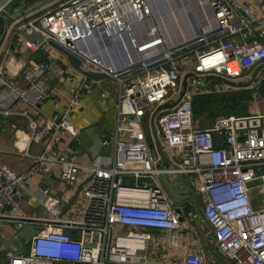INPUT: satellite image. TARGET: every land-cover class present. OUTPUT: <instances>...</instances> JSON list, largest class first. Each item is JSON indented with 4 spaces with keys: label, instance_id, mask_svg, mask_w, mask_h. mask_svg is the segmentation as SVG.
<instances>
[{
    "label": "built area",
    "instance_id": "obj_1",
    "mask_svg": "<svg viewBox=\"0 0 264 264\" xmlns=\"http://www.w3.org/2000/svg\"><path fill=\"white\" fill-rule=\"evenodd\" d=\"M0 16L10 19L0 35V115L25 117L29 141L80 132L67 118L79 106L83 85L69 93L62 114L41 124L18 108L37 111L49 99L57 107L59 79L83 75L63 51L81 69L119 83L112 155L81 165L77 149L49 147L23 172L0 163V217L7 207L17 210V193L30 194L31 175L48 171L41 161L54 162L66 184L77 181L81 168L88 171L80 221L62 218L58 197L45 189L41 203L51 219L25 242V253L10 254L6 264H161L165 257L162 264H222L207 260L194 225L198 213L175 206L161 173L189 176L224 260L264 264V112L222 115L202 128L192 99L209 87L197 90L189 83L174 107L154 117L172 164L151 153L147 138L152 114L180 92L185 73L238 80L264 62V15L238 0H52ZM35 34L41 40L28 41ZM5 221L16 228L34 222ZM71 228L78 230L76 238ZM182 233L192 250L174 261L167 252L180 246ZM150 246L160 248L163 258L154 260Z\"/></svg>",
    "mask_w": 264,
    "mask_h": 264
},
{
    "label": "crops",
    "instance_id": "obj_2",
    "mask_svg": "<svg viewBox=\"0 0 264 264\" xmlns=\"http://www.w3.org/2000/svg\"><path fill=\"white\" fill-rule=\"evenodd\" d=\"M238 1L249 2L252 7V12L257 17L264 15V0ZM10 13H12V11H10ZM59 80L58 81L63 84V92L60 96V101L57 107H54L52 100L49 99L40 108H38L37 111H33L24 104L18 105L19 110L30 112L37 123L41 124L46 117L52 116L56 113L62 114L66 107L69 93L75 88L83 85V89L78 95L79 106L77 108H73L68 115L67 120L69 124L80 131L84 127L100 121V127L103 131L105 130L110 133L114 131L116 123L115 105L119 91V83L117 81L112 79H101L94 81L80 74H76L75 79L61 77ZM263 80L264 71L252 82V84L246 88H251L255 90V92H258ZM101 93H104V95L102 96ZM255 94L256 93H254V95ZM10 125H15L16 129ZM147 138L149 141H153L151 135L148 134ZM158 139L161 142L159 135ZM83 141L87 145V153L81 155L79 154L81 153V149L78 136L72 138L65 132L56 133L52 138L48 137L45 140L39 142L29 141V133L26 127L25 117H3L0 115V163L19 172L25 171L33 162V157L40 155L49 147L63 148L68 146L77 149V160L81 165H87L95 159L107 157V155L102 154V150L97 151L96 149L98 137L95 135V132L85 135ZM112 153L113 148L111 150V155ZM170 153L171 152L168 151V154ZM41 162V164L48 167V171L31 175L27 179L31 192L28 195L20 193L16 194L18 201L17 210L7 207L2 212L0 217V234L2 236L10 237L12 231L10 225L13 223L5 220L20 218L30 219L35 223L32 222V225L28 224L24 227H33L32 231H37L41 223L51 219V214L48 212L45 205L41 203L43 191L45 189L49 190L52 194H55L58 197V205L62 218L71 219L76 222L80 221L86 204L85 198L83 196V185L88 178V171L85 168H81L78 173L77 181L73 184H66L60 178L59 168L54 162ZM160 162L163 163L162 161ZM184 179L186 181V185L193 188L190 185L189 176L184 177ZM180 191L184 197L185 193L183 192L185 191V188H180ZM191 196L192 195H190L187 200L181 202L178 205L176 204L175 206L178 208L181 207L183 209L193 208L198 213L196 202L193 200V196ZM195 196L196 199L198 198L199 200L200 195L196 193ZM198 200L197 204H199ZM199 207L201 208V205H199ZM68 233L76 238L78 235V230L71 228L68 229ZM11 245L12 249L9 250H5L4 247L0 245V264H6L7 256L10 254H17V252L20 250V245L17 241L12 242ZM191 250L192 249L188 246L187 239L182 233L180 235V246L173 251H168L167 255H175L172 259H174V261H178L181 260L182 257Z\"/></svg>",
    "mask_w": 264,
    "mask_h": 264
},
{
    "label": "water",
    "instance_id": "obj_3",
    "mask_svg": "<svg viewBox=\"0 0 264 264\" xmlns=\"http://www.w3.org/2000/svg\"><path fill=\"white\" fill-rule=\"evenodd\" d=\"M14 1L15 0H0V14L5 12V8L8 7ZM50 1H52V0H42V1L38 2L37 4H35L34 6L27 7V8L22 7L23 8L22 12L25 9L40 7V6L45 5L46 3L50 2ZM11 16L14 17L15 15L11 14ZM32 39L41 40V37H39L36 34L33 37H28V41H30ZM63 53L66 55L67 60L70 63V65L73 67V69L77 70L78 72H80L84 76L88 77L89 79L94 80V81L101 80V79H110L104 73H99V72H94L91 70L81 69L79 67L80 61L76 57H74L73 55H71L70 53H68L66 51H63ZM263 71H264V62L257 65L249 73V75L247 77L242 78V79H238V80H228L224 77L217 76V75L199 76V75H196L192 72L185 73L181 79L180 92H178L176 95H174L170 100H168L165 103L158 106L156 108V110L154 111V113L152 114V117L150 120V128H151V136L153 138V142L148 143V147H149L151 153L153 155L158 154L163 163L172 164L171 161L168 159L166 152L163 150V145L161 144L160 140L158 139L156 127L154 124V117L161 110L170 109V108L174 107L182 98V96H183L184 92L186 91L189 83H192L197 88H203V87L207 86V84L210 80H220V81L226 83L227 86L233 87L234 89L246 88L250 84H252V82L260 74H262ZM100 124H101V122L98 121V122L92 123L91 125L84 127L83 129L80 130V132L78 134V140L80 141L79 145H80V149H81V153H79L80 155L87 153V151H86L87 145H86V143H84L83 140L85 138V135H87L91 132H95V135L98 137V141L96 142L97 151L102 150L103 155H107V156L111 155V150H112V144L110 142L111 133L108 131H105V130L103 131L100 127ZM104 141H107V144L105 146H103ZM94 152H95V150H94ZM160 180H161L163 186L165 187V189L167 190L169 196L173 200V202L177 205L180 204L181 202L187 200L190 197V195H192L194 198L193 200L196 202L197 210H198V214L200 216V219H202L203 221L205 220L203 211L199 207V205L197 204V199H196L195 192H194L193 188H191L190 186L188 187L186 185V181L183 177H181L177 173H161L160 174ZM180 188H183V189L185 188V191L183 192V193H185L184 197L182 196V192L180 191ZM203 221H202V226L208 232V227ZM10 226L12 228L10 237H4L0 234V245H2L5 250H9V249H12L11 243L14 241H17L20 245V250L17 252V254L25 253L26 248H27V246L25 245V242L27 240H29L35 233V231H32L33 227L27 228V227L22 226L20 228H16V226L14 224H11ZM203 244H204V249L206 252V258L209 262L212 263V262L218 261L222 264H229L226 260H224L217 253L216 250L212 249L209 246L206 237L203 238Z\"/></svg>",
    "mask_w": 264,
    "mask_h": 264
},
{
    "label": "trees",
    "instance_id": "obj_4",
    "mask_svg": "<svg viewBox=\"0 0 264 264\" xmlns=\"http://www.w3.org/2000/svg\"><path fill=\"white\" fill-rule=\"evenodd\" d=\"M40 1L42 0H15L12 9L22 6L31 7ZM12 9L10 11H12ZM9 20L10 19L7 16H0V35L2 34L3 29ZM207 87L209 86L207 85ZM214 91H211V89L208 88L206 92L201 94L199 93L192 99L193 117L194 119L197 117H202V119L199 120V126L202 128L212 124L215 118L219 116L247 113V103L253 100L254 93H256V95L264 96V80L258 89V92H255V90L251 88L233 89L227 92H222L221 90ZM220 108L221 112L217 115H214L213 112ZM205 116L208 119H206ZM198 205L201 204L199 203ZM212 239L214 240V238Z\"/></svg>",
    "mask_w": 264,
    "mask_h": 264
},
{
    "label": "rangeland",
    "instance_id": "obj_5",
    "mask_svg": "<svg viewBox=\"0 0 264 264\" xmlns=\"http://www.w3.org/2000/svg\"><path fill=\"white\" fill-rule=\"evenodd\" d=\"M15 2H12L8 7L5 8V11L8 13H10V10L12 9L13 7V4ZM23 7V6H22ZM22 7H17V8H13L12 9V13L11 14H14V15H19L21 12H22ZM24 8H27V7H24ZM46 9V8H45ZM4 13V12H3ZM10 21V20H9ZM115 50L112 49L111 50V53H115L114 52ZM191 85V84H190ZM209 86V89H211V91H214L216 89V87H223L221 90L222 92H227L229 90H233V87H229L227 86L226 83L220 81V80H210L207 84ZM225 87V88H224ZM197 90H201L202 88H196ZM214 89V90H213ZM217 90H220V89H217ZM216 91V90H215ZM214 91V92H215ZM250 110H253V111H260V112H264V96H260V95H254V98L253 100H251L250 102L247 103V112H249ZM221 112V108L220 109H217L215 110L213 113L214 115L216 114H219ZM202 116V115H200ZM209 116V115H208ZM206 117V116H205ZM202 117H197L195 120L197 121L198 125H200V121ZM203 119H204V116H203ZM206 119H208L206 117ZM158 136V134H157ZM264 170V169H263ZM192 197V196H191ZM198 200V198H197ZM199 203L200 202V199L198 200ZM195 211V210H194ZM199 215V214H198ZM202 219H200V216H197V218H195V227H196V230L199 232V237L202 241L203 238H207V241H208V244L209 246L215 250V242L214 240L208 235V232L206 231V229L202 226ZM150 246V250H149V255L151 257H154V260H156L157 258H159L161 255L159 254L160 252V248L158 249L156 246ZM161 251H164V249H161ZM158 253V255H156ZM160 258H163L162 256ZM167 259H162L160 262L161 264L166 262Z\"/></svg>",
    "mask_w": 264,
    "mask_h": 264
}]
</instances>
